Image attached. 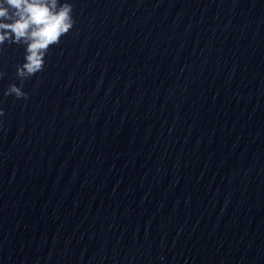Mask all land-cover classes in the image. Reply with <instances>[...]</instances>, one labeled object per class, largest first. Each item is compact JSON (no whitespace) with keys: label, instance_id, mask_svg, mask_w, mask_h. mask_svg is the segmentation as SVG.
I'll list each match as a JSON object with an SVG mask.
<instances>
[{"label":"water","instance_id":"obj_1","mask_svg":"<svg viewBox=\"0 0 264 264\" xmlns=\"http://www.w3.org/2000/svg\"><path fill=\"white\" fill-rule=\"evenodd\" d=\"M68 2L26 101L0 50V264H264V0Z\"/></svg>","mask_w":264,"mask_h":264},{"label":"clouds","instance_id":"obj_2","mask_svg":"<svg viewBox=\"0 0 264 264\" xmlns=\"http://www.w3.org/2000/svg\"><path fill=\"white\" fill-rule=\"evenodd\" d=\"M75 23L73 4L68 0H0V50L5 43L26 45L24 62L17 65L21 84H10L6 97L29 98L24 81L44 71L50 46L57 45ZM4 75L0 71V78ZM4 114L0 107V116Z\"/></svg>","mask_w":264,"mask_h":264}]
</instances>
